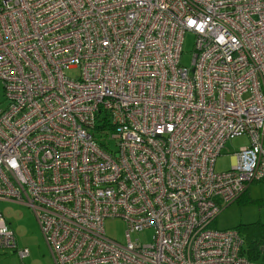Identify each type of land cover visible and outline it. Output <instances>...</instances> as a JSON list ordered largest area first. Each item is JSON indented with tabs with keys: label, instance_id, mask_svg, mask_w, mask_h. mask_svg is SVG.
Returning a JSON list of instances; mask_svg holds the SVG:
<instances>
[{
	"label": "built area",
	"instance_id": "2783aa9c",
	"mask_svg": "<svg viewBox=\"0 0 264 264\" xmlns=\"http://www.w3.org/2000/svg\"><path fill=\"white\" fill-rule=\"evenodd\" d=\"M0 79V201L32 208L54 264H264L215 227L264 179V0H0ZM0 248H16L1 212Z\"/></svg>",
	"mask_w": 264,
	"mask_h": 264
},
{
	"label": "rangeland",
	"instance_id": "374dc122",
	"mask_svg": "<svg viewBox=\"0 0 264 264\" xmlns=\"http://www.w3.org/2000/svg\"><path fill=\"white\" fill-rule=\"evenodd\" d=\"M194 36L187 32L183 37L180 64L185 67L191 66ZM64 73L75 78L79 75L78 68H67ZM6 106L3 93V82L0 79V109ZM111 133V130H110ZM98 142L109 144L110 149L115 150V140L103 136L94 130ZM250 143L246 134H239L228 139L221 149L220 155L215 160L214 167L217 171L228 170L234 162V154ZM247 196V197H246ZM246 198L236 200L217 213L215 227L218 230L235 228L240 224L252 222L264 223V181L253 182L246 191ZM0 212L6 219L7 224L14 233L16 248H0V264H54L49 248L42 235L39 223L32 208L18 201H0ZM105 234L117 242H126V225L121 217H107L104 219ZM153 234L152 228H146L138 232H131L132 241L148 243ZM27 249V255L20 257L19 249Z\"/></svg>",
	"mask_w": 264,
	"mask_h": 264
},
{
	"label": "trees",
	"instance_id": "16d2710c",
	"mask_svg": "<svg viewBox=\"0 0 264 264\" xmlns=\"http://www.w3.org/2000/svg\"><path fill=\"white\" fill-rule=\"evenodd\" d=\"M261 181H264V179L255 182ZM246 191L237 200L243 199L246 196ZM234 229L243 238V253L251 260L264 261V223L240 224Z\"/></svg>",
	"mask_w": 264,
	"mask_h": 264
},
{
	"label": "crops",
	"instance_id": "0c3cea01",
	"mask_svg": "<svg viewBox=\"0 0 264 264\" xmlns=\"http://www.w3.org/2000/svg\"><path fill=\"white\" fill-rule=\"evenodd\" d=\"M249 188V187H248Z\"/></svg>",
	"mask_w": 264,
	"mask_h": 264
}]
</instances>
